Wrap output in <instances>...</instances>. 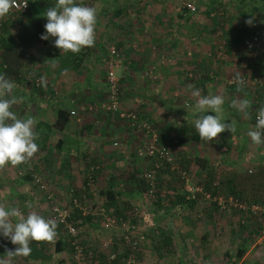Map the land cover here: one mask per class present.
<instances>
[{"label":"rangeland","instance_id":"obj_1","mask_svg":"<svg viewBox=\"0 0 264 264\" xmlns=\"http://www.w3.org/2000/svg\"><path fill=\"white\" fill-rule=\"evenodd\" d=\"M28 1L29 5L32 6V9H34L35 12L38 11L42 14L48 15V13L51 12V9L56 6L58 10H53L55 15L61 13V10L64 11L65 8H68L70 17H75L76 14L73 5L80 3L87 10L89 5V0ZM95 1L99 2L100 0ZM153 1L168 3L169 5L172 3H178L180 11L182 12L186 10L189 11L186 8V2L195 5V10L189 11V14L185 17V19L189 20L192 26V33L190 32L189 34L194 36L189 39V46L180 49L183 51L182 54H184L185 57H189L190 55H193V53L196 55V52H194L193 49H190V47L193 45V42L196 43V45L201 42V31H197V29L201 28V21L203 22L204 20L208 23L213 22V20L222 22L230 21L231 25H236V22L238 21L243 25L245 24L244 22L249 19L247 14L248 8L241 5L238 0ZM8 2L9 0H0V22L6 21L9 30L13 32L15 15L12 14L13 12H8ZM48 2L51 4L50 6ZM36 7L40 9H36ZM222 9L226 10L221 11ZM79 14L80 13H78V15ZM87 14L84 15L82 26L78 27V25L75 24L76 21L74 24H70V27L67 26V30L65 28V31H67L65 36H62L63 39H60L59 41L60 48H64L65 54L62 55L63 57H69L70 59L72 54L69 55V52L72 51L77 54L75 57L76 59L80 56L79 64L76 68L71 67L70 62H67L66 69L68 71H63L62 73L60 71L63 69L53 70V64L49 65V60L48 63L46 61L43 64L41 69L33 66L30 70L31 72H29L30 76L41 73L40 75L46 79L39 88V91L33 88V86L28 83L29 81L22 82V84L18 85L19 87L17 86L14 89H6L7 86L0 83V116L2 118L0 126L4 129L10 128L12 132L13 130L16 131V133L27 142V123L22 119H17L15 121V116L19 113L17 112L18 108L17 110L15 108L19 104L15 102H10L11 104H9V101L6 98L17 101L19 97L23 96V94L32 95V93H38L39 95L36 94L38 99L48 100L49 97H51V82L53 76L56 80L64 79V81L67 79V76L71 77L68 79L69 83H71V85H69L71 89H69V87L64 89L63 84L61 83L62 88L60 87L61 90L59 89L58 91L59 96H56V103H61L62 105L67 106V109L70 110L68 107L69 102H73V99L83 98L81 99L83 100L81 101V105H84L83 108H73L75 112L71 114L73 115L72 118L77 115L78 111L87 112V114L91 113L92 115H102L103 119L105 118V124H103L106 125V127L103 128L101 120L94 125L92 123L84 122L81 130L88 131V133L85 134H89L90 136L89 138H86L87 142L82 141L83 146H72L73 148L71 150L68 146H65L67 144L66 142L55 154H48L45 152L46 154L43 155L33 151V155H31V163H34V169H37L46 180L47 187L52 193L53 202L62 206L66 204L67 201V197H64L63 193L66 192L67 189L70 190L74 187H78L82 175H84V172L89 165H97L100 170L99 174H97V179L94 181V185L92 186L93 190L89 197L86 196V199L80 202L85 213L92 211L91 214H94L95 218L90 222L86 221L81 222L82 224L79 223L76 227L77 232L75 237L85 245H89L90 248L96 244L98 248L102 249L105 247L103 246L104 242L107 243L106 247L111 246L114 243L122 244L121 234L123 233V230L128 227L130 233H132L134 226L139 225L141 228L146 227V231L149 230L152 241H150V244L143 245L141 244L142 241L139 242L136 239V248H129L125 264H141L139 260L145 261V264H176L178 263L177 259H190L196 264H218L220 262H225V259L226 261H229L236 245L245 244L246 246H249L251 243L245 235L250 229L248 224L253 226L256 225V223L257 225L260 223V225H262L264 219L261 214H252L247 210L236 207L221 209L214 201L205 200L199 192H195L194 198L196 202L192 205H189L186 202L172 204L173 199L170 197V193H174L175 191L181 193L184 191L186 183L200 186L199 182L203 180V172L201 169L190 162L187 170H185L186 172L184 176H181L180 173L181 179L176 176L174 171H172V173H175L172 177L173 179L170 178L168 183H163L159 188L161 198L158 201L153 195L148 196V191H146V194H136L129 198L124 194L119 195V202H122L124 205L125 201H128L130 204V208L128 207L129 209L125 210V212L127 211L125 219L121 221L118 220L117 222L114 218V222L111 225L107 227L103 225L102 215L99 214V212L103 210L101 202L103 201L104 196L99 190L105 189L111 178H113L115 188L120 189L123 185L122 176L126 170L130 168L131 164L136 167L144 168L148 164V159L137 156L135 152L136 147L143 144L144 136L142 131L131 126L126 121H121L114 112L101 106V103L105 101L106 96L104 82L105 65L103 58L106 49L105 47L109 43H115V40L112 41L109 39L101 41V38L97 39L95 29L93 26H89L91 22L88 21ZM157 17L159 18V15ZM160 19L165 23L163 24L165 27H168L167 25L170 20H175L174 17H168L165 12L160 16ZM235 28L237 31L239 30V27ZM92 29L94 31V37L89 38L88 34ZM67 34L69 35L67 41H65ZM88 45H90V51L94 52L82 50ZM151 45L154 46V49L157 48L156 45ZM118 46L120 47V45ZM212 46L213 42H211L210 47ZM120 49L122 52V47H120ZM186 50H189V54H185ZM216 51L214 52V55L216 54ZM41 53L44 54L45 51L42 50ZM97 53L99 56L96 55ZM94 55L95 57L93 58ZM123 55L120 57L118 68L116 67V74L119 77L120 84V102L126 109L135 110L140 118L145 119L146 122L156 129L157 133L159 132L158 134L160 135L161 142L170 147L174 166H179V160L186 159L187 161V158L192 159L194 155H205L208 157L207 159L209 163L214 167V181L219 183V190L223 191L222 193L227 192L225 182L231 178L236 185V189L239 190L243 198L254 199V201L252 200L250 202L263 204L264 133L258 129L260 128L259 122L264 124V86L262 84H256L257 87H255L256 85L248 84L246 87L240 86V88H236L239 90H251L252 94L249 100V111L252 112L254 108L260 106L262 120L257 122L253 118H250V122L248 120V123L245 125L246 127L243 129L238 128V132L235 131L234 135L233 133L231 134L230 130L225 129V123L222 121L219 122L215 118L216 115H214L213 112L214 103L209 102L210 104H207L204 100L195 98V95H198L200 92L197 91L196 87H193V89H190L192 88L191 86L186 87L187 89H179V86L176 87V83L182 85L183 83H186L189 77H191V79H193L194 76L200 77L201 64L200 68L197 70L196 68L193 69L189 66H185L180 59L181 62L179 61L178 66L172 55L171 57L170 55H167L169 60H167L165 56L156 60H149L150 58L145 59L138 65H131L133 68L130 73V78H133V84L131 83L133 86L127 87L125 83H123L124 69H128L127 67L130 65V61H127L129 59L133 61V59L124 58ZM206 55L212 58L211 52L208 54L206 53ZM185 57L183 60H185ZM194 59L198 61L200 58L197 57ZM214 59L215 58H212L211 60ZM216 60H221L222 62L225 61L227 65L225 72L223 71L224 73H220L219 76L217 73L218 70H214L216 69L215 66L209 70L208 74L210 75L206 74L208 79L216 81L217 83L221 79V76H229L232 73L244 70L242 69L244 61L240 62V60H238L233 54L230 58L223 57L217 58ZM92 61L93 63H91ZM199 61L201 62V59ZM183 63H185V61H183ZM88 64L91 66L88 74L92 79L91 81L97 82L100 85L97 88L100 94L98 96H93L91 101L85 99L86 95L90 94L88 88L85 87L84 84L87 74L86 72L89 70ZM150 65H154V69H152L153 71L150 72L154 76H150L151 74L148 75V68ZM228 67L230 68L228 69ZM177 68L179 70H176ZM244 68L248 70V72L245 70V73H249L260 79L264 78V73L257 72L256 70L249 68L247 65ZM74 70H77L76 73L73 72ZM189 71H191L190 75L187 74ZM192 71L196 74L194 75ZM87 83L90 84L91 82L89 81L86 82V84ZM169 85L174 87H170ZM73 87L77 89H74ZM176 88L179 90H176ZM61 92L64 94H61ZM33 96L32 97L35 98V94ZM88 99H90V97ZM254 99H256V103L258 104L254 103ZM44 104L45 103L42 105ZM54 109L55 108L50 103L46 106L44 113L49 117L54 114ZM205 111H210L212 116H204L203 113ZM71 128L76 129L74 124L71 125ZM127 138H129V140H127ZM114 140L118 142L116 146L112 144ZM248 142L254 144L250 145ZM27 144L29 145L28 142ZM180 150L183 151V155L179 154ZM54 163H60V167L56 168ZM247 169L251 170L248 171ZM18 175V162L15 159V155L12 153L11 149L4 150L0 153V234L10 233V236L8 237L4 236L7 238H15V236L22 238L26 237L33 229L32 227L35 219L32 217L36 216L37 219L44 217L50 206L46 198L42 195V191H39V188L36 187V185L25 180L22 182V178ZM167 176L169 177L172 175L167 174ZM173 180L175 181L173 182ZM220 180L223 184L220 183ZM154 188L155 187L153 186V189ZM23 195H26V197L29 198L26 200V203L21 200L24 197ZM220 195L225 196L223 194ZM152 197L155 199L151 200ZM16 198L21 201H16ZM108 210L111 211V207ZM176 212L178 213L175 214ZM173 214L176 216H172ZM152 215L153 219L151 218ZM202 219L204 220L202 221ZM75 221L78 223L79 220L76 219ZM241 221L243 223L247 222L245 226L246 229L241 228ZM160 229L161 231L165 230L168 233L172 232L173 229L176 231L174 236L171 234V237L173 236L172 251H170L168 255L161 257L154 251V242L158 239V232H160ZM154 230H157L158 232ZM203 230H206L207 241H209V244L206 242V244L201 245V236L199 235ZM255 238L257 241L255 242V239L252 241L254 242V246L251 250L248 252L245 251V253L243 252L236 260L235 264H252V259L255 260L254 264H264V235L257 234ZM16 244L15 241H9L8 243L11 247L14 245L15 247H18ZM205 245L206 247H204ZM226 247L229 248L228 254L223 253L222 250ZM52 248L53 247L50 246L49 249L52 250ZM1 259L0 264H2V261L7 263L8 260L10 261V264L19 263V257L17 256L10 258L5 257V260H3V258ZM12 260H15V263L12 262ZM97 261L98 260L93 259L91 263L84 261L82 264H100V260ZM46 262H52L53 264H71L66 249L58 252L51 251L49 253V259H47Z\"/></svg>","mask_w":264,"mask_h":264},{"label":"crops","instance_id":"obj_2","mask_svg":"<svg viewBox=\"0 0 264 264\" xmlns=\"http://www.w3.org/2000/svg\"><path fill=\"white\" fill-rule=\"evenodd\" d=\"M50 5L51 4H49V6ZM36 9H40V8L36 7ZM55 9L58 10V8H56L55 6L53 7V9H51V12L49 13L47 12L48 15L42 14L41 12H38V11L35 12V16L39 17L42 21L43 28L45 31V38H46L44 43L39 44L33 48V51L35 52V55L37 58L36 63H35V68H38V69H41L43 64L46 61L48 63V60H49L50 61L49 65L53 64V67H52L53 70H59L60 68L59 61L53 60L52 56L50 55H52L53 53L56 54L55 51L61 55L65 54L64 48H60L59 46L60 44L59 41L60 39H63L62 36H65L67 32L65 31V28L67 30V26H69L72 23L74 24L76 21V14H75V17H70L68 8H65L64 11L61 10V13L57 15H55V13L53 12V10ZM225 10L226 9H222L221 11H225ZM186 11H183V12L180 11L178 3H172L171 5H169L168 3L154 2L153 0H144V1L100 0L99 2L95 0H89L87 15H88V21L91 22L89 26H93V28L95 29L96 34H97V39L101 38V41L109 40V39L112 41L114 40L117 41L120 47H122V55L124 54L123 55L124 58L133 59V61H131L130 59L127 61V62L130 61V65H128L129 66L127 67L128 69H124L125 73H124L123 83H125L127 87L133 86L132 85L133 78L132 79L130 78L131 77L130 73L132 72L131 70L133 68L131 65H138L140 64L141 61H144L145 59L150 58L149 60L151 59L156 60L158 58H161V57L163 58V56H165L166 59L169 60L167 58L168 57L167 55H170V57L172 55L178 66H179L180 59L182 60V64H185V66H189L193 69L196 68L197 70L200 68V64H201V76L200 77L194 76L196 73L192 71V73L194 74V75L192 74L194 76L193 79L188 78L186 83H183L182 85H180L179 83L178 84L176 83V87L179 86V89H183V88L187 89L186 87L188 86L192 87L190 89H193V87H196L197 91L198 92L200 91V92L198 95H195V98L196 99L198 98L199 100L202 99L207 104H210L209 102L214 103L213 112H214V115H216L215 118L219 122L222 121L223 123H225L224 124L226 126L225 129L230 130L231 134L232 133L234 134V131L238 132L237 131L238 128L243 129L246 127L245 125L248 123V120L250 118L252 119L254 112L255 111L257 112V110L260 111V106L259 107L257 106V108H254L252 112L249 111L250 109L249 100L252 94L251 90L236 89V88H240V86L246 87L248 84L246 85L228 84L227 82H225L228 76H221V79L217 83L216 81H212L211 79H208L207 75H210L208 74V72L214 66L216 68L214 70L215 71L218 70L217 72L218 76L220 73L223 74L225 70L227 69L226 67L227 65L225 61L222 62L221 60H216V59L223 58V57L230 58L232 54L238 58H242L243 56V59H244V62L242 64L243 65L242 69H244L243 71L247 70L244 68L247 65L249 68H252L256 70L257 72L264 73V23L259 22V20L255 22H251L252 18L248 17L249 19L246 20V23L248 24L249 37L246 36L245 40H242L235 44H229L227 46L225 45L224 41L229 36H233V35L235 36V34L237 33V29L235 27H239L240 29V26H242L241 23L237 21L236 25L235 24L231 25L230 21L222 22V21L213 20V22L208 23L207 21L203 20V22L201 21V28L197 29V31H201V42L198 43L199 46L193 42V45L190 47V49H193L194 52H196V55H194L193 53V55H190L189 57H185L184 54H182L183 51L180 49L186 48V46H189L190 45L189 39L194 37L192 34H189L190 32L192 33V26L189 20L185 19L186 15L189 14V11L187 12ZM164 12L168 17H174L175 19L174 21L170 20L168 25L166 24L168 27H165L163 25L165 23L162 22L160 19V16L163 15ZM158 15H159V18L157 17ZM56 20L62 23V26L60 28L54 26ZM68 35L69 34H67V37H65L66 38L65 41H67ZM211 42H213L212 47H210ZM215 43L217 44V46ZM151 44L156 45L157 48L154 49L153 48L154 46ZM148 46L149 47L151 46V47L149 48ZM89 48H90V45L84 47L82 50L94 52V51H90L91 48L90 49ZM200 48H201V51H200ZM42 50L45 51L44 54L41 53ZM215 51H216V54L214 55ZM200 52H201V55H200ZM209 52L212 53V58H215L214 59L215 61L211 60L212 58L206 55V53L208 54ZM185 54H189V50H186ZM96 55L99 56L98 53ZM94 57L95 55L93 56V58ZM184 57H185V60H183ZM197 57L201 59V62L199 61L200 59L198 61L194 59ZM183 61H185V63H183ZM91 63H93V61ZM90 68L91 66L89 65V68H88L89 70L86 72L87 74H86V78L84 82L85 87L88 88V91L90 93L89 95H86L85 97L87 101H91V98L93 96H98L100 94V92L97 89L98 86H100L99 83L91 81L92 79L88 75L90 72ZM229 68L230 67H228V69ZM176 70H179V69L177 68ZM63 71H68V70L64 68L60 72L63 73ZM76 71L77 70H74L73 72L76 73ZM240 72H242V70L232 73V74H238ZM65 73H68V72H65ZM187 74L190 75L191 71H189ZM61 77H62V74H61ZM66 78L67 79L65 81L64 79L56 80L53 76V79L51 82L52 92L50 93L51 97H49L48 99L49 101L38 99V96L36 95L38 93H32V95L23 94V96L19 97L17 101L10 99V98H6L9 101L8 102L9 104H11L10 102H15L19 104L15 108L16 110L18 108L17 112H19L15 116V121L17 119L19 120L22 119L24 120V122L27 123L28 128L26 131L27 132L26 135L28 136V139H30L31 137H33L34 139H38L40 137L41 134L39 133V130H36L35 132L32 131L33 126H35L37 122L53 121L54 114L48 117L47 114L44 113L45 108L50 103L55 109L56 107L62 105L61 103L60 104L56 103V100H57L56 96H59L58 91L60 87L62 88V84H63L64 89H67L68 87L69 89H71L69 86L71 85V83H69V80H68L71 77L67 76ZM89 81L91 83L86 84V82H89ZM15 87L17 86H12V84L9 83L6 89H14ZM170 87H174V86H170ZM255 87H257V85ZM74 89H77V88H74ZM179 89L176 88V90H179ZM34 94H35V98H33ZM61 94H64V93L61 92ZM89 97L90 99H88ZM81 99H78V98L75 100L73 99V102H69L68 107L70 109H73V108L76 109V107L78 108V106L81 105L82 103L81 101H83ZM41 103L42 104L45 103V104L42 105ZM254 103H256V99H254ZM201 104H205V103H201ZM203 115L212 116V113L210 111H207V112L205 111ZM100 120H101V124L103 123L105 124V118L103 119L102 115L98 116L96 114L92 115L91 113L87 114V112L78 111L77 115L74 118H71V120H69L68 124H66V127L63 129V131L52 132V134H49L47 136L46 147L50 148L53 151L52 153L54 154L58 151V148L60 147L59 144L61 142H62L61 144L67 142L66 145H69L71 143L70 145H73L74 147L75 146L80 147L82 145V141L87 142L86 138L87 137L89 138L90 136L89 134L88 135L85 134V133H88V131L81 130V127L83 126L82 124L84 122H88L94 125L96 122H99ZM72 124H74L76 129L71 128ZM104 124H103V128L106 127V125ZM262 133H264V130L262 131ZM127 140H129V138H127ZM248 144L253 145L254 143L248 142ZM56 147H57V150H56ZM54 166L56 168H59L60 163H54ZM23 196L24 197L21 200L25 201L24 203H26V200H28L29 198L26 197V195H23ZM15 200L21 201L20 199L17 200V198ZM177 213L178 212H176L175 214ZM175 214H173L172 216H174ZM151 218L153 219V215ZM203 220L204 219H202V221ZM0 223H1V218H0ZM152 225H149V226H152ZM154 231L158 232L157 230H154ZM170 234L174 236L176 234L175 229H173V231L170 232ZM132 235H133V238L137 239L139 242L142 241L141 244L143 245H146L148 243L150 244L151 243L150 241H152L149 230L146 231V227L141 228L139 225L134 226V228L132 229ZM199 236H201V245H204L206 244V242L207 243L209 242L207 241L206 230H203ZM256 241L257 239L255 238V242ZM253 243L254 242L251 241L249 246L245 247V251L247 252L250 251L251 248L254 246ZM10 247L11 246H9V248ZM204 247H206V245ZM227 249L229 248L226 247L222 249L223 253ZM3 260H5V257L3 258ZM177 261L178 263L176 264H196L190 259H187V260L177 259ZM254 261L255 260L252 259L251 261L253 262L252 264H254ZM12 262L15 263V260H12ZM23 262L24 264L26 263L28 264L30 260H22V258L19 257V263H16V264H22ZM139 262L141 264L142 263L145 264V261L139 260ZM3 263L10 264V261L8 260L7 263L2 261V264ZM33 264H39V261H35ZM45 264H52V262H49V263L46 262Z\"/></svg>","mask_w":264,"mask_h":264},{"label":"trees","instance_id":"obj_3","mask_svg":"<svg viewBox=\"0 0 264 264\" xmlns=\"http://www.w3.org/2000/svg\"><path fill=\"white\" fill-rule=\"evenodd\" d=\"M239 3L243 6H246L248 8V16L252 18L251 22L258 21L264 23V0H238ZM9 3V2H8ZM7 3V5H8ZM76 5H73V9L76 11L77 19L79 18L80 10L76 7ZM15 18V25L13 32L9 30L8 26L6 25V21L0 22V83L3 85L8 86V84L11 81L16 82H27L25 79H21V77H18V74L23 73H29L33 66H35L36 63V55L33 51V48L39 44H42L45 42V31L43 28L42 21L39 17L35 16V10L32 9V6H28L24 11H13L12 13ZM76 19V21H77ZM240 29L237 31L235 36H229L226 38L225 45L229 44H235L242 40H245L246 36L249 37V31H248V24L246 21L244 22ZM252 24V23H251ZM247 25V26H246ZM58 28L61 26L54 25ZM115 45L118 46V42L115 41ZM56 54H52L53 60L59 61V70L67 68L66 63L70 62V66L73 68H76L79 64L80 56L75 58L77 54H75L73 51L69 52V55L72 54L71 58L69 57H63L61 54H58L55 51ZM51 54V53H50ZM68 55V54H67ZM238 58V57H237ZM238 60L244 61L243 56L242 58H238ZM37 65V64H36ZM41 73L35 74L40 75ZM191 79V77H189ZM30 85L33 86L36 90L39 91V88L42 86V84L36 86L33 84L32 81L29 80L28 82ZM42 93V92H41ZM73 113L69 112V109H67V106L60 105L56 107L54 110V119L51 122H45L40 121L33 126V132L36 130H39V133L41 134L38 139H34L31 137L28 139V143L25 142L17 133L13 130V136L16 138H20L22 140L21 147L16 148L12 143H7L5 140L0 138V153L3 152L6 149H11L12 153L15 155V159L18 162V169L23 170L22 173H20L18 176L22 178V182L29 181L31 182V173L35 172L37 175H39L44 181H46L41 173L35 168V165L31 163V155H33V151H36L40 154H46L45 152L52 153L51 149L46 147L47 143V136L49 134H52V132L57 131H63V129L66 127V124H68L69 120L73 117L71 115ZM2 118L0 116V125H1ZM42 126V127H41ZM259 131L261 132L264 130V124L259 122ZM12 128V127H11ZM40 128V129H39ZM10 129V128H9ZM235 132V131H234ZM159 133V132H158ZM158 139L160 140V135L158 134ZM62 141V139H61ZM71 142V141H70ZM62 143V142H61ZM59 144L60 147L58 150H60L63 146V144ZM71 144V143H70ZM65 145L68 146L72 150L73 145ZM58 145V146H59ZM76 147V146H75ZM21 149H26L28 152L27 157H21L19 154L21 153ZM57 150V147H56ZM39 154V155H40ZM53 154V153H52ZM179 154L183 155V151L180 150ZM147 158V157H145ZM207 156H200V155H194L192 159L187 158L184 160H179V166H176L175 168H171L168 163H163L157 170L155 171L152 182L153 185L151 186L148 182L147 177H145L144 172L146 168L150 164V159L148 160V164L144 167H136L135 165L130 166L124 173V177L122 176V187L120 189L115 188V184L113 183V178H111L105 189H100L99 192L102 193L104 196L103 201L101 202L103 206V210L107 213H109L115 220L118 222V220L125 219V214H127V211L125 210L130 208V204L128 201H125V204L123 205L122 202H119L118 197L119 195L124 194L126 197H133L136 194H146V191L150 187H152V193L150 196H154L156 200H160V192L159 188L162 186L163 183L169 181L170 178H172L175 173L176 176L180 178V171H183L185 174V170H187L189 162L192 164L197 165L199 169L203 172V180L200 181V186L203 190L209 191L211 194H223L227 195L228 192L230 195L236 196L239 199L245 200V201H254V199H246L243 198L241 193L238 189H236V185L234 181L229 178L225 185L226 193H222L223 191L219 190V183L214 181L215 177V170L211 163H209ZM174 164V160H173ZM91 167V168H90ZM179 168V169H178ZM170 169V170H169ZM251 170V169H250ZM99 169L97 165H89L86 171L84 172V175H82V179L80 181V184L78 187H74L72 189H67L66 192H64V197H67L66 204L63 206L68 207L70 209L69 215L65 217L66 221L69 223H72L75 227L78 226L81 222H90L95 218L94 214H91V212L82 213V210L78 208L77 206H74L72 204V198L78 197L79 198V204L80 202L84 201L86 199V196L89 197L90 193L92 192V186L94 185L95 179H97V174H99ZM174 171L175 173H172ZM88 172L92 176L93 180L91 183L86 184L87 181V174ZM171 172V173H170ZM167 174H171L172 176H167ZM173 179V178H172ZM178 179V178H175ZM181 179V178H180ZM175 180H173L174 182ZM182 182V181H181ZM220 183L222 181L220 180ZM33 184V183H31ZM34 185V184H33ZM170 185V184H169ZM172 185V184H171ZM84 186V188H82ZM153 186L155 187L153 189ZM36 187H38L36 185ZM41 190L40 188L38 189ZM42 191V195L45 197V194ZM65 191V190H64ZM185 191H182L181 193L174 192L170 193V197L173 199L172 204L186 202L189 205H192L195 201V198H184ZM228 194V195H229ZM155 198H151L155 199ZM111 207V211L108 209ZM129 207V208H128ZM97 215V214H96ZM33 216V215H32ZM101 217V216H100ZM32 218L35 219L33 229L30 231V234H28L26 237H16L15 238H7L10 236V233H1L0 234V260L4 257H12V256H18L22 258V260H30L28 264H33L32 260L39 261V264H45V261L49 259V253L52 252H58L63 249H66L68 257H70V263H73L72 254L74 251L73 247V241H76L81 246V250L83 253V259L80 261L79 264H82V262L87 261L88 263L92 262L94 260H100V264H125V259L127 258V254L129 251L128 243L122 238V244L120 243H114L111 246L104 248H98L97 245L90 246L85 245L82 243V241H79L75 235H71L66 231V228L63 226L61 222L51 223L49 224L45 230L42 232L39 230V227L42 225L43 217H40L37 219L36 216H33ZM78 219V223L75 221ZM253 219V218H252ZM133 222V221H132ZM246 223H243L241 221L240 226L242 229H246ZM82 224V223H81ZM134 224V223H131ZM250 226L249 231L245 234L246 238L249 242L253 241L255 239V236L257 234H260L261 225L260 223H256V225H249ZM132 229V228H131ZM22 231V230H21ZM128 232L130 233V230L128 229ZM158 239L154 242V251L157 252L158 256H165L168 255L170 251H172V245L173 240L171 237V234L164 231L160 232ZM7 236V237H4ZM8 240H7V239ZM21 238V239H20ZM10 239V240H9ZM12 239V240H11ZM245 239V238H244ZM246 239V241H247ZM9 241H15V245L13 247L9 248ZM247 241V242H248ZM51 247V249H49ZM245 244L236 245L232 257L229 258V261L224 260L225 262H220L218 264H235L236 260L242 255V253L245 251ZM91 250V251H90ZM123 251V252H121ZM228 249L224 252L225 254H228ZM121 252V253H120ZM113 254L112 257H109V254ZM97 261V262H98ZM24 263V262H23ZM27 264V263H26ZM53 264V263H52Z\"/></svg>","mask_w":264,"mask_h":264},{"label":"built area","instance_id":"obj_4","mask_svg":"<svg viewBox=\"0 0 264 264\" xmlns=\"http://www.w3.org/2000/svg\"><path fill=\"white\" fill-rule=\"evenodd\" d=\"M186 8L189 11L195 10V5L192 3L186 2ZM29 6L28 0H9V3L7 5L8 12L13 11H24ZM76 7L80 10V17L77 19L76 24L79 26H82L83 24V18L84 15L88 13V10L79 4H76ZM56 25L62 26V23L59 21H55ZM89 38L94 37V31L93 29L90 30L88 34ZM104 52V82H105V89H106V96L105 101L101 103V106H104L105 109L114 112L115 115L122 121H126L131 126L140 129L143 133V144L136 147V155L139 157H147V159H150V164L146 168L144 175L147 177L149 184L152 186V177L157 170L163 163H168L171 168H175L173 164V156L170 150V147L166 145L165 143L159 141L158 139V133L156 129L150 125L148 122L145 121V119H142L138 116L137 112L133 109H126L120 102V84H119V77L116 74V67L118 68L120 63V57L122 55L121 49L119 46H116L115 43H109L105 47ZM220 53V51H219ZM154 69V65H150L148 68V75L154 76L152 72ZM146 73V72H145ZM18 77H21V79H25L26 81H32L34 85L38 86L40 84H43L46 79L42 75H36V76H30L29 73H23L18 74ZM226 82L228 84H234V85H246V84H253V85H263L264 86V79H260L259 77L252 76L249 73H245L244 71L238 73V74H231L226 79ZM12 86H18L19 84H22L20 82L11 81L10 82ZM84 105H79L78 108L82 109ZM70 113H74L75 111L73 109L69 110ZM252 118L255 121L262 120V113L257 110L255 111ZM0 138L5 140L7 143H12L16 148L21 147L22 140L20 138H16L13 136V132L10 129H4L0 126ZM112 144L116 146L118 144L117 141H113ZM20 156L21 157H27L28 152L26 149L20 150ZM91 168V167H90ZM250 171V169H247ZM23 170L18 169V174L22 173ZM181 176H184V172L180 171ZM31 183L34 185H37L38 188L43 190L45 194V198L47 202L50 204L49 209L47 211V214L43 217L42 225L39 227L40 231H44L45 228L51 224L56 222H61L63 226L66 228V231L71 234L75 235L77 230L76 227L72 224L66 221L65 217L69 215L70 209L68 207L58 205L53 202L52 200V193L49 191L47 187L46 181H44L39 175H37L35 172L31 173ZM93 180L92 176L88 172L87 174V181L86 184L91 183ZM84 188V186H82ZM185 191V197L186 198H193L195 192H199L202 197L205 200L208 201H214L219 208L221 209H227L229 207H236L240 209L247 210L251 212L252 214H258L262 215L264 219V203L259 204L256 202H248L242 199H239L236 196L233 195H226L221 196L220 194H211L207 190H203L201 186L194 185L192 183H186L184 186ZM152 193V187L148 189L147 195L150 196ZM72 204L74 206H77L82 210V213H85L82 206L79 204V198L73 197L72 198ZM99 214L102 215L103 219V225L105 227L111 225L114 222L113 216H111L109 213L105 212L104 210L100 211ZM260 234L264 235V222L261 225ZM121 237L128 243V247L130 249H135L137 245V241L135 238H133L132 233L128 232V227L123 230V233L121 234ZM73 247L74 251L72 254L73 263L72 264H79L80 261L83 259V253L81 250V246L78 242L73 241ZM107 243L104 242L105 246ZM113 254H109V257H112Z\"/></svg>","mask_w":264,"mask_h":264}]
</instances>
